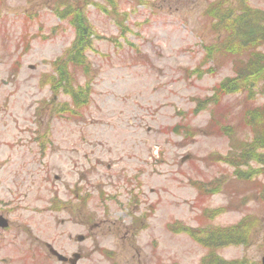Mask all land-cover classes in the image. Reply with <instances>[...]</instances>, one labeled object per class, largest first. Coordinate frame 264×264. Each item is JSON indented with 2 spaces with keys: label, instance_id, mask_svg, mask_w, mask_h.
<instances>
[{
  "label": "rangeland",
  "instance_id": "obj_1",
  "mask_svg": "<svg viewBox=\"0 0 264 264\" xmlns=\"http://www.w3.org/2000/svg\"><path fill=\"white\" fill-rule=\"evenodd\" d=\"M60 1L0 0V211L11 221L0 264H66L46 243L82 253L78 264H202L206 250L170 226L210 232L244 219L246 240L213 253L219 264H262L264 151L249 180L226 158L257 135L248 110L263 107L264 81L220 97L249 60L216 53L226 33L206 13L217 2L240 14L239 0H68L95 34L88 72L68 65L75 90H90L74 107L51 84L76 38ZM134 217L143 221L130 230ZM207 231L195 234L205 242Z\"/></svg>",
  "mask_w": 264,
  "mask_h": 264
},
{
  "label": "trees",
  "instance_id": "obj_2",
  "mask_svg": "<svg viewBox=\"0 0 264 264\" xmlns=\"http://www.w3.org/2000/svg\"><path fill=\"white\" fill-rule=\"evenodd\" d=\"M243 1L244 0H239V6L243 10L240 14H236V11L232 8L234 6L231 4L228 5V10L224 12L223 9H226V7L217 2L211 3L206 10L207 15L210 14L215 21V23H213L214 30H216V32L223 31L224 34L226 33V39L223 41L224 46L219 47L216 50V53L237 54L240 59H243L241 56L246 53L248 55L247 59L249 60L245 61V66L236 69L237 76L235 79L226 80L225 83L223 82L218 89L220 97L225 94L223 91L229 93L236 92L238 88L254 89L261 79L264 81V53L258 51V48L264 45V11L252 10V8L245 6ZM67 2L68 0H61L60 5L55 9V12L59 17L69 20V24L76 33V38L62 62L55 64L58 78H52L51 84L55 92L61 89L63 90V93L70 95L74 106L78 104L84 105L88 103V97L90 94L89 86L78 87L77 90H75L68 65L70 63L76 66L83 65L85 71L88 72L84 51L90 47L93 42L92 38L95 34L92 32L93 28L89 20H87L83 11L79 9L80 7L75 8L73 5L65 4ZM251 46H253V48L248 50ZM211 98L217 99L218 94ZM248 113L250 115L249 120L251 124L257 129V135L255 139L242 150L241 154L236 159L226 158L228 164H232L236 167L237 175L246 180L251 179L255 174L249 166L250 161H259V159H257V152L260 150L264 151V119L262 120V117L264 116V105L261 109L255 111L250 109L248 110ZM259 128L262 129V134L259 132ZM260 162L264 164V157ZM199 185L200 189L204 191L205 188L203 187H205V185ZM260 194L264 199V184L261 186ZM214 214L218 213L214 211L213 215ZM246 221L247 220L244 219L237 225L225 228L217 227L211 229L210 232L207 231L209 239H205V242L200 238V235L195 234L197 231L192 229L187 230L186 228L183 230L194 237L199 243L204 242V246L211 248L212 254L207 259L208 264H219L218 261L220 258L213 253V250L215 247H224L244 242L246 240L245 236L248 234V227L247 224H245ZM176 231L178 232V229H176ZM202 232L205 231L202 230Z\"/></svg>",
  "mask_w": 264,
  "mask_h": 264
},
{
  "label": "water",
  "instance_id": "obj_3",
  "mask_svg": "<svg viewBox=\"0 0 264 264\" xmlns=\"http://www.w3.org/2000/svg\"><path fill=\"white\" fill-rule=\"evenodd\" d=\"M53 254H55L56 256H58L60 259L64 258L62 257L61 255H59L55 250H51ZM263 264H264V257H263V260H262Z\"/></svg>",
  "mask_w": 264,
  "mask_h": 264
},
{
  "label": "flooded vegetation",
  "instance_id": "obj_4",
  "mask_svg": "<svg viewBox=\"0 0 264 264\" xmlns=\"http://www.w3.org/2000/svg\"><path fill=\"white\" fill-rule=\"evenodd\" d=\"M10 158V157H9ZM1 168V167H0ZM0 215H3L4 217H7V216H5L6 214H4V213H1ZM140 255V254H139ZM139 260H141V258L139 257Z\"/></svg>",
  "mask_w": 264,
  "mask_h": 264
}]
</instances>
